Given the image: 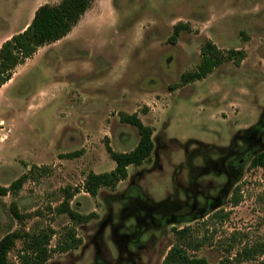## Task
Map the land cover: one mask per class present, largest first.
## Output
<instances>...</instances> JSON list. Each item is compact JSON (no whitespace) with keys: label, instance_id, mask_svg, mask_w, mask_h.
Segmentation results:
<instances>
[{"label":"rangeland","instance_id":"374dc122","mask_svg":"<svg viewBox=\"0 0 264 264\" xmlns=\"http://www.w3.org/2000/svg\"><path fill=\"white\" fill-rule=\"evenodd\" d=\"M58 1L0 0V32L13 15L18 29ZM207 40L242 50V61L183 82ZM21 66L0 90V184L26 179L0 195V238L49 230L53 246L74 227L81 244L45 264H163L172 228L197 227L219 208L231 215L216 239L236 230L264 236V176L250 166L264 150V0H93L61 42ZM132 113L152 129L150 157L92 197L87 174L115 166L106 145L127 152L139 140L120 119ZM237 185L243 199L231 206ZM70 194L71 208L94 213L87 222L59 212ZM195 254L215 263L222 252L211 244Z\"/></svg>","mask_w":264,"mask_h":264},{"label":"trees","instance_id":"16d2710c","mask_svg":"<svg viewBox=\"0 0 264 264\" xmlns=\"http://www.w3.org/2000/svg\"><path fill=\"white\" fill-rule=\"evenodd\" d=\"M93 0H59L57 3H44L38 6L27 26L13 34L0 46V87L13 75L15 68L32 58L44 45L56 42L66 36L78 23ZM180 25L174 27L172 39L179 33ZM201 60L197 69L182 75L183 82L199 80L209 74L214 67L226 59H234L240 64L244 53L240 49L224 51L211 40H207L200 48ZM121 121L137 128L139 140L135 147L127 152L114 151L109 145L106 150L115 166L110 171L101 173L89 172L84 181V188L89 195L95 197L101 187L114 188L117 183L127 177L129 165H139L150 157L154 144L152 129L145 125L137 114H121ZM251 167H259L264 176V150L254 154L250 160ZM26 174L14 179L8 186L0 184V195L17 192L23 185ZM68 195L59 205V212L67 214L74 223H85L94 213L82 214L69 205ZM243 199L240 186L237 185L231 195L232 205H238ZM11 213L15 219L22 220L15 207ZM231 210L219 208L208 215V219L197 227L185 225L173 227L174 242L167 250L163 264H264V236L253 239L244 231H233L229 237L216 239L221 225L230 217ZM52 231H40L29 234L15 230L0 238V264H45L54 253L67 252L78 247L82 240L76 236V230H67L64 239L50 246ZM17 240L22 246L16 252L17 262L9 260V253ZM215 244L221 250L220 259L211 263L195 253L205 245Z\"/></svg>","mask_w":264,"mask_h":264},{"label":"crops","instance_id":"0c3cea01","mask_svg":"<svg viewBox=\"0 0 264 264\" xmlns=\"http://www.w3.org/2000/svg\"><path fill=\"white\" fill-rule=\"evenodd\" d=\"M42 4H43V3H42ZM19 8H20V7H19ZM33 14H34V12H29V13H28V17H27V19L24 21V23H23V24L20 26V28H18V29L14 28V24H15L16 19H15V15H13L12 18H11V25H12L13 27H11V25H10V27H7L5 31H1V32H0V46H1V44H2L5 40L9 39L13 34H15V33L19 32V31L23 30V29L27 26V24L31 21ZM64 37H65V36H64ZM64 37H63V38H64ZM63 38H61L60 40H58V41H56V42H53V43H51V44H56L57 42H61V40H63ZM48 45H50V44H48ZM48 45H44V46L40 47V48L38 49V51L34 54V56H37V55L39 54V51L42 50L43 48H45V46H48ZM34 56H33V57H34ZM29 59H30V58H29ZM21 67H22L21 65H18V66L15 68V71H14L12 77H11V78H10L5 84H3V85L0 87V90L3 89V88L8 87V86L14 81V79H15V77H16L18 71L21 69ZM41 94H42L41 96H45L44 93H41ZM65 95H66V93H65Z\"/></svg>","mask_w":264,"mask_h":264},{"label":"flooded vegetation","instance_id":"af4514ba","mask_svg":"<svg viewBox=\"0 0 264 264\" xmlns=\"http://www.w3.org/2000/svg\"><path fill=\"white\" fill-rule=\"evenodd\" d=\"M234 189V188H233ZM233 191V190H232ZM232 195V194H231ZM229 203L231 204V206H234L232 205V202H231V197L229 198Z\"/></svg>","mask_w":264,"mask_h":264}]
</instances>
